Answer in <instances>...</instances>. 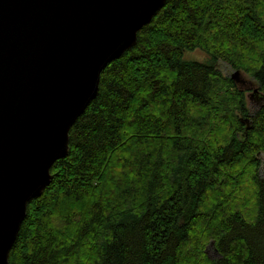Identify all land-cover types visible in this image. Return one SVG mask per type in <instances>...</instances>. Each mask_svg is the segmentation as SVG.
Masks as SVG:
<instances>
[{
	"label": "trees",
	"instance_id": "16d2710c",
	"mask_svg": "<svg viewBox=\"0 0 264 264\" xmlns=\"http://www.w3.org/2000/svg\"><path fill=\"white\" fill-rule=\"evenodd\" d=\"M219 60L264 96V0H167L102 72L9 264H264V105Z\"/></svg>",
	"mask_w": 264,
	"mask_h": 264
},
{
	"label": "water",
	"instance_id": "95a60500",
	"mask_svg": "<svg viewBox=\"0 0 264 264\" xmlns=\"http://www.w3.org/2000/svg\"><path fill=\"white\" fill-rule=\"evenodd\" d=\"M166 2L0 0V264H9L28 204L69 154L102 72ZM231 78L247 82L240 71Z\"/></svg>",
	"mask_w": 264,
	"mask_h": 264
},
{
	"label": "rangeland",
	"instance_id": "374dc122",
	"mask_svg": "<svg viewBox=\"0 0 264 264\" xmlns=\"http://www.w3.org/2000/svg\"><path fill=\"white\" fill-rule=\"evenodd\" d=\"M184 60L187 61H196L199 63L206 64L208 63L209 57L202 50L188 51L185 53ZM217 69L221 72V74L225 77H232V75L237 71L232 68L227 62L219 60L217 62ZM243 78L245 79L244 84H236L239 86V89L245 93L246 102L248 106V110L251 114H254L261 106L264 105V99L262 100L263 95L258 90V86L255 84L254 80L248 76L247 74L241 72ZM258 90V92H256ZM213 242L208 245L207 253L210 257L215 258L217 253L214 249V246H211Z\"/></svg>",
	"mask_w": 264,
	"mask_h": 264
}]
</instances>
